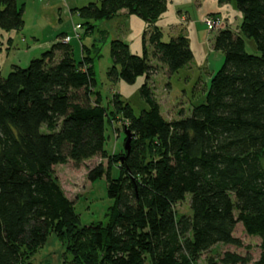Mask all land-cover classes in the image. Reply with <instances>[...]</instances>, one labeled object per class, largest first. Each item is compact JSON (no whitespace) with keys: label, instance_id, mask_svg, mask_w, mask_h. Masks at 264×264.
<instances>
[{"label":"trees","instance_id":"1","mask_svg":"<svg viewBox=\"0 0 264 264\" xmlns=\"http://www.w3.org/2000/svg\"><path fill=\"white\" fill-rule=\"evenodd\" d=\"M217 1L241 12V22L218 29L213 47L224 53L223 63L204 100L175 119L161 114L148 84L157 71L149 55L170 73L193 57L185 35L162 40L157 21L167 0H96L72 9L85 30L126 9L146 23L142 38L152 47L135 54L120 38L109 44L108 76L133 82L145 74L140 93L148 107L135 115L114 94L113 106L132 133L130 149L87 171L90 181L106 175L113 202L105 224L81 225L53 173L69 160L111 157L104 143L112 118L93 90L92 57L82 47L75 58L61 33L27 66L13 64L2 76L0 65V264H21L50 232L69 236L67 264H196L217 243L241 246L233 235L238 222L260 237L254 264H264V0ZM23 12L17 0H0V30H21ZM244 37L253 39L257 54L245 51ZM186 195L190 213H178ZM248 259L226 251L219 262Z\"/></svg>","mask_w":264,"mask_h":264},{"label":"rangeland","instance_id":"2","mask_svg":"<svg viewBox=\"0 0 264 264\" xmlns=\"http://www.w3.org/2000/svg\"><path fill=\"white\" fill-rule=\"evenodd\" d=\"M17 1L24 4V25L21 30H0L2 76L8 74L13 64L25 67L30 59L39 57L48 48L45 45L40 48L33 36H45V39L52 36V39H55L60 32L54 22L47 24V20L42 19L44 18L42 8L45 4H55L59 0ZM89 1L96 0H81V5ZM198 1L200 5L204 2L203 0H167L166 9L158 17L163 31L162 40L168 41L172 36L184 34L193 52L192 60L172 73L152 56L148 57L157 70L151 74L148 84L159 104L161 114L166 119L189 115L193 105L204 100L210 79L224 60V53L214 49L213 38L223 25L235 30L241 22V12L226 1L221 3L217 1L221 11L203 14L197 11ZM125 11L128 13L127 10ZM54 13L60 20L61 30H66L71 37L70 43L73 46L74 57L77 59L80 57L82 47L86 49L88 56L92 57L93 90L100 95L101 104L109 111L112 120L106 122L104 143V148L111 157L102 158L96 155L78 164L69 160L63 164H56L53 173L66 196L74 203V209L79 215L81 225L95 222L105 224L113 202L107 194L106 175L90 181L87 178V171L99 162H102L104 166L111 164L118 158V153L123 152L126 139L125 125L121 114L113 106L114 94L118 93L121 101L129 103L135 115H139L142 109L148 107L140 93L141 85L146 80L145 74L137 76L133 82L113 80L108 76L107 71L112 64L109 44L112 39L120 38L128 43L130 51L135 54H141L143 45L146 46L149 54L152 47L148 44L147 35L144 39L142 38L146 23L135 14L128 13L121 16L122 13L118 12L115 18L92 20L91 23L94 26L85 30V25L79 24L80 17L65 5L56 8ZM45 17L47 19L51 17V12L47 11ZM206 20L212 22L207 23ZM219 22H222V25ZM40 25L46 28L41 31ZM77 25H80L78 37L75 36ZM7 35L12 36L10 47L6 42ZM244 42L246 52L258 53L252 38L244 37ZM117 174L118 168L114 165L110 169V175L115 177ZM189 200V196L186 195L182 202L176 204V211L189 214ZM233 235L241 240V246L217 243L201 253L196 259V264H209L210 260H217L218 264H221L219 259L226 251L249 257L245 264H254L260 252V237L248 235L240 222L234 227ZM71 259L69 236L66 233L58 236L50 232L46 242L34 254L24 257L21 264H67Z\"/></svg>","mask_w":264,"mask_h":264},{"label":"crops","instance_id":"3","mask_svg":"<svg viewBox=\"0 0 264 264\" xmlns=\"http://www.w3.org/2000/svg\"><path fill=\"white\" fill-rule=\"evenodd\" d=\"M203 1L204 2L201 5H200V2L199 1H198L199 3H197L198 4V7H197L198 13L203 14L205 12H217V11L219 12V11H221V8H220L217 0H203ZM81 3H82L81 0H71V2H69V0H63V1H60L59 0L55 4H51V3L45 4V6L42 8V10H43V14L42 15H44L43 16L44 18H42V19L43 20L46 19L47 20V22H46L47 24L48 23L51 24V23L54 22V25L57 26V29L60 31L58 34H61V33L68 34L66 30H61V27L59 25L60 20L57 19V16L55 15L54 11H55L56 8H59L61 5H65L71 12H74V10H72V9L73 8H77V7H80L78 5H81ZM207 3H209V4L207 5ZM19 4H23V3H19ZM46 5H48V7H46ZM83 5H85V4H83ZM23 6H24V4H23ZM125 10L126 9H121L119 11V13H122L121 16H125L126 14H128V13H126ZM47 11H50L51 12V17H49L48 19L45 17ZM159 22L157 21V24H158L159 27H161V30H162V26L159 25ZM45 28L46 27L44 25H40V30L41 31L43 29H45ZM55 32H57V31H55ZM57 35H56V38L55 39H52V36L47 37L46 39L44 38L45 36H38V37L37 36H33V38L35 39L36 42H38V46H40V48H41V47H44V45L46 47H49L52 44V42H54V40L57 39ZM182 35H184V34H182ZM47 39H49V40H47ZM6 42L8 44V47H10V45L12 44V36L11 35H7Z\"/></svg>","mask_w":264,"mask_h":264},{"label":"water","instance_id":"4","mask_svg":"<svg viewBox=\"0 0 264 264\" xmlns=\"http://www.w3.org/2000/svg\"><path fill=\"white\" fill-rule=\"evenodd\" d=\"M124 132L126 134V139L124 142V149L128 152L130 149V142H131V138H132V133L126 127L124 129ZM121 159L123 160V157H121Z\"/></svg>","mask_w":264,"mask_h":264},{"label":"built area","instance_id":"5","mask_svg":"<svg viewBox=\"0 0 264 264\" xmlns=\"http://www.w3.org/2000/svg\"><path fill=\"white\" fill-rule=\"evenodd\" d=\"M206 22L207 23H209V22H212V21H210V20H206ZM219 24H221L222 25V22H219ZM75 30H76V32H75V36L76 37H78L79 36V31H80V25H77L76 27H75ZM70 35H66L65 37H63V42H68L69 40H70Z\"/></svg>","mask_w":264,"mask_h":264}]
</instances>
